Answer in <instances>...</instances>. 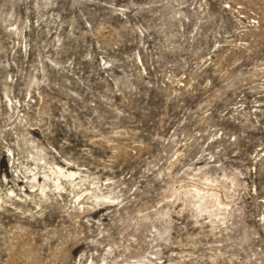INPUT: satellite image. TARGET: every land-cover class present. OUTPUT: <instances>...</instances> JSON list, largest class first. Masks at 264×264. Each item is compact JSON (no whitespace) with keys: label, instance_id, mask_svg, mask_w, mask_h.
I'll list each match as a JSON object with an SVG mask.
<instances>
[{"label":"rangeland","instance_id":"obj_1","mask_svg":"<svg viewBox=\"0 0 264 264\" xmlns=\"http://www.w3.org/2000/svg\"><path fill=\"white\" fill-rule=\"evenodd\" d=\"M0 264H264V0H0Z\"/></svg>","mask_w":264,"mask_h":264}]
</instances>
